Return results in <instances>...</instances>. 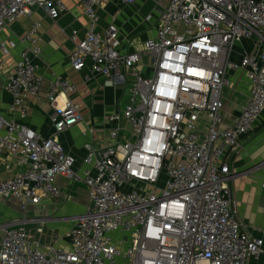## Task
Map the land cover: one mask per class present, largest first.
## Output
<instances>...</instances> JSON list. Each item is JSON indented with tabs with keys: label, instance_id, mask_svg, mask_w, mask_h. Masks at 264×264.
Returning a JSON list of instances; mask_svg holds the SVG:
<instances>
[{
	"label": "built area",
	"instance_id": "obj_1",
	"mask_svg": "<svg viewBox=\"0 0 264 264\" xmlns=\"http://www.w3.org/2000/svg\"><path fill=\"white\" fill-rule=\"evenodd\" d=\"M108 1H80L87 23L80 40L75 31L71 35L69 65L101 75L106 86L126 88L122 114L111 120L128 122L129 135L118 142L117 125L110 131L113 145H85L77 169L58 140L82 119L68 98L75 84L63 76L47 85L50 136L0 114V170L4 155L20 166L0 180L1 198H14L23 209L56 199V177L64 175L83 181L89 200L71 217L63 247L56 239L50 246L32 239L22 221L1 224L0 264H247L263 252V239L238 218L230 157L264 113V0H169L154 35L137 52L121 50L115 22L97 30L95 8ZM32 7L51 19L66 9L63 0H0V30ZM40 26L30 25L4 84L9 110L22 117L26 99L38 98L42 88L34 62L41 54ZM15 47L0 42L3 55ZM144 57L147 74L138 65ZM229 72L245 73L249 99L238 119L223 127L221 93Z\"/></svg>",
	"mask_w": 264,
	"mask_h": 264
},
{
	"label": "crops",
	"instance_id": "obj_2",
	"mask_svg": "<svg viewBox=\"0 0 264 264\" xmlns=\"http://www.w3.org/2000/svg\"><path fill=\"white\" fill-rule=\"evenodd\" d=\"M66 9L57 19H51L46 11L32 7L31 14L20 17L17 21L7 24L0 30L1 41H13L16 47L5 55L0 50V114L5 118L17 120L28 126L42 137H48L53 132L50 121L51 105L47 100V85L55 76L68 78L75 84V90L68 98L79 105L81 121L58 137L64 150L76 158V168L82 166V159L87 151L85 145L94 148H105L113 145L116 140L110 136V131L119 125L122 132L118 142L122 143L128 137L130 126L124 119L112 121L113 115H121L126 102L124 86H106L105 78L89 73L85 68L80 72L72 70L69 65V55L74 48L72 33L76 32V41L83 37L87 18L82 11L81 0H63ZM169 0H136L126 5L121 0L103 2L95 11L99 16L97 30H103L108 23L115 22L119 27L123 52H137L144 49V42L154 35V24L160 10ZM151 14L150 20H145ZM139 17L145 21H154L149 32L139 34L141 39H133L139 27L125 24L124 19ZM39 21L41 26V54L34 57L37 64V75L41 78L42 88L38 98H28L25 101L26 114L9 110L11 97L4 88L6 79L14 70V65L23 47L21 40L26 35L30 25ZM137 32V33H136ZM146 57L139 62V69L148 73ZM85 76H88L87 78ZM228 84L222 89L223 127L233 124L240 116L242 107L248 102L249 87L245 73H227ZM63 97H59V101ZM127 126V129L124 128ZM126 131V133H124ZM3 167L0 170V180L12 176L20 166L8 155L2 157ZM264 113L257 121L252 132L242 139L239 153L231 155L230 168L234 177L230 186L233 198L237 203L238 218L244 228L253 236L263 239V252L248 260L247 264H264ZM59 197L56 199L42 198L30 203L23 209L14 198L0 197V225L22 221L30 237L42 245L50 246L57 240L56 246L67 245V233L72 225L71 217L82 213L89 205L87 187L83 181L73 182L64 175L56 177ZM40 229V231L38 230ZM3 232L0 230V244Z\"/></svg>",
	"mask_w": 264,
	"mask_h": 264
},
{
	"label": "rangeland",
	"instance_id": "obj_3",
	"mask_svg": "<svg viewBox=\"0 0 264 264\" xmlns=\"http://www.w3.org/2000/svg\"><path fill=\"white\" fill-rule=\"evenodd\" d=\"M124 23L125 24H131L134 27L140 28L139 31H137L138 33L136 32L137 34L135 35V37L133 39L135 42H137L136 38L138 39V41H139V39H141V36L139 34L144 33V32H149V30L153 27L154 21L153 20L152 21H145L144 18L139 19V17H135V18L134 17L133 18L128 17V19L127 18L124 19ZM124 128L127 129V126H124ZM124 133H126V131H124ZM117 242H119L121 244L120 241L115 239L114 243H117Z\"/></svg>",
	"mask_w": 264,
	"mask_h": 264
}]
</instances>
